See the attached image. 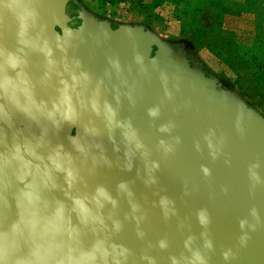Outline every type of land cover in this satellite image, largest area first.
I'll use <instances>...</instances> for the list:
<instances>
[{"label":"water","instance_id":"95a60500","mask_svg":"<svg viewBox=\"0 0 264 264\" xmlns=\"http://www.w3.org/2000/svg\"><path fill=\"white\" fill-rule=\"evenodd\" d=\"M0 264H264L263 116L149 29L0 0Z\"/></svg>","mask_w":264,"mask_h":264},{"label":"rangeland","instance_id":"374dc122","mask_svg":"<svg viewBox=\"0 0 264 264\" xmlns=\"http://www.w3.org/2000/svg\"><path fill=\"white\" fill-rule=\"evenodd\" d=\"M119 28L179 45L264 118V0H80Z\"/></svg>","mask_w":264,"mask_h":264}]
</instances>
